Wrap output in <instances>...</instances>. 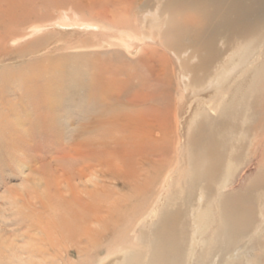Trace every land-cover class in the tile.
Here are the masks:
<instances>
[{
  "label": "bare ground",
  "instance_id": "6f19581e",
  "mask_svg": "<svg viewBox=\"0 0 264 264\" xmlns=\"http://www.w3.org/2000/svg\"><path fill=\"white\" fill-rule=\"evenodd\" d=\"M153 1L145 0L143 8L147 10ZM155 1V11H147L140 18L138 34L142 37H133L135 33L128 31V20H110L122 33L129 32L128 37L121 39L120 47L135 58L121 61L129 56L123 55L120 60L117 54L121 51L117 50L110 51L112 56L106 53L111 57L105 60H109L107 63L105 58L87 60L83 56L75 59L76 68L66 74L84 90L81 96L86 102L78 104V113L93 121L81 128V137L86 136L84 144L92 148L89 144L93 131L104 133L97 146L103 145L104 138V178L113 184L105 183L106 188H114L119 203L123 202L120 197L125 196V191L127 195L131 192L132 200L138 199L137 202L127 207L126 213L122 211V221L121 217L115 219L112 207L107 220L96 214L87 218L84 214H71L73 206L64 196L60 197L61 205L47 199L40 201L39 207L44 211L48 206L50 211H57L56 215L22 225L39 231L43 235L40 242L50 247L62 242L57 238L72 240L82 234L84 242L97 249L96 236H88V231L81 233L82 225L98 223L105 238L111 232L126 234L134 230L138 221L146 219L142 231L135 235L137 249L116 257L112 264H235L264 230L263 218L251 232L256 212L264 215V192H256L264 175V130L255 136L258 129L252 126V121L264 115V74L260 76L264 71L260 60L264 57V0ZM126 3L122 0V5ZM74 26L85 31L97 28L87 24L68 27ZM41 30L35 28L32 32ZM164 52L169 53V58ZM83 61L90 64L80 65L81 71L79 64ZM48 72L51 76L57 74L51 67ZM37 75L44 76L37 70L19 74L17 83L33 84L34 89L39 85ZM62 88L50 79L40 94L30 91L38 99L35 110L43 109L41 118L51 116L44 109L56 106L54 97L66 93ZM123 97L133 98L125 101ZM93 149L96 151V147ZM245 155L249 156L248 162L254 161L255 178L243 192L223 195L247 159ZM85 172H79L80 180L87 176ZM130 177L134 178L131 183ZM72 180L66 178L63 186L67 193L75 195L79 189ZM82 191L90 190L86 187ZM104 194L107 197L109 193ZM27 208L30 207L24 209ZM207 215L209 220L205 222ZM120 224H127L128 228L121 227L118 232ZM205 233L208 236L202 239ZM12 242V260L4 264H25L20 256L25 248L13 249ZM33 242L31 246L35 247L38 241ZM31 250L41 253L38 248ZM120 251L107 250L99 264H106L110 253L121 255Z\"/></svg>",
  "mask_w": 264,
  "mask_h": 264
},
{
  "label": "rangeland",
  "instance_id": "374dc122",
  "mask_svg": "<svg viewBox=\"0 0 264 264\" xmlns=\"http://www.w3.org/2000/svg\"><path fill=\"white\" fill-rule=\"evenodd\" d=\"M126 1V5H124L125 0L122 5V0H0V85H4L0 86V264L12 260L9 254L11 250L9 244L13 239L12 243L15 242L13 249L17 246L24 247L26 250L24 254L20 255L25 264H99L106 257L105 252L107 250L120 248L121 255H119L120 253H110V256L106 258L105 263L112 264L116 257L126 255L128 251L138 247L135 235L142 231L143 226L146 225V219L138 221L134 230L126 231V234L117 233L118 235H113L112 232L105 233V238L103 231L98 227V223L90 224L89 222L86 225L87 228L85 225L79 227L81 233L88 231L90 233L88 236H96L97 249L89 243H85V237L83 238L82 234H77L76 238L72 240L65 236H62L63 239L57 238L59 239L58 242H62L57 243V246L50 247L46 242H40L43 235L39 231L35 229L28 230L26 226L23 227L24 224L34 223L40 218L43 221L49 216L56 215L57 211H50L51 209L48 206L44 211L43 208L39 207V202H46L47 199L49 202H58L60 205L62 204L61 200L67 199L71 201V207L73 206L71 214H84L87 218H92L96 214L107 220L109 217L108 211L112 207L115 212V219L118 220L121 217L122 221L125 219L122 211L126 213L127 207L131 208L132 204L138 200H132V193L130 192L127 195L125 191V196L120 197L123 202L119 203V197L116 198L114 195L113 184L104 178L103 137V145L97 146L100 144L101 135L104 134L102 130L93 131L94 137L91 138V144H89L92 148L84 144L86 143L84 140L86 136L81 137L83 133L81 128L90 125L92 119H86L84 117L86 115L80 116L81 114L78 113V110H81L78 104L86 102L81 96L84 90L74 79L66 76L69 71L72 72L76 68L74 61L83 56H86L87 60L101 57L105 58V61L107 58H111L109 56H112L111 54L117 50V52L121 51L123 53L122 55L121 52L117 54L120 60L123 55L124 57L129 56V58L123 57L124 59L121 61L130 59L131 55L128 54L127 50L125 51L124 47H120L121 39L128 37L129 32L131 34L135 33L133 37L141 36V34H138L142 26L141 20L147 11H155L156 8H153L156 1L154 0L149 6L147 5V10L144 9L146 8L145 0ZM116 2L118 5L121 2V5L118 6ZM141 4L143 5L142 8H140ZM128 6L132 11L129 10ZM128 11L131 12L128 13ZM123 19L129 21L130 30L133 27L132 32L128 30L129 32L126 31V34L123 30L122 33V30L120 31L114 23L110 22V20L120 22ZM80 23L82 25H95L97 28H93V30L90 28V31H85L87 29L82 27H68L71 24L81 25ZM35 28H41L42 30L38 33L32 32ZM157 50L161 52V49L158 48ZM164 53L169 58V53ZM133 58L135 57L133 56ZM133 58L131 56V59ZM260 60L263 63L264 57H261ZM90 63L83 61L79 64V67ZM170 66L169 68H171ZM49 67L53 68L57 74L49 75ZM56 67L60 68L56 69ZM81 67L79 69L82 71ZM32 70L44 74L40 78H38V75L36 76V81L39 82L37 87L33 89L31 87L33 84L17 83V75L30 73ZM263 74L264 71L260 73V76ZM102 76H104V73ZM50 79L53 84L63 86L62 89L66 90V93L54 97L56 106L44 109L51 116L43 119L39 116L42 115L43 109L39 112L35 110L36 105L34 106V104L38 99L32 97L30 91L33 90L35 93L40 94ZM86 82H88V79ZM69 94L73 97L68 96ZM132 98L123 97L125 101L132 100ZM73 99L74 101H72ZM51 109L53 112H51ZM252 126L258 129L255 136L261 135L264 130V115L257 118L256 121H252ZM94 146L96 151L93 149ZM245 157L247 159L244 160L243 165L234 173L231 188H225L224 192H226H222L223 195L243 192L249 182L255 178L257 171L253 164L254 161H250L252 162L251 165L248 162L249 156L245 155ZM80 171L87 174L82 180L78 178ZM68 177L74 178L71 183L77 184L79 190L76 192H82L79 193L80 196L76 192L75 195L70 194V192L67 193L63 185ZM132 179L134 178L130 177L129 183L132 182ZM260 181V188L256 192L263 194L264 175ZM105 183L112 186L106 188L108 184L105 185ZM86 187L90 191L93 190L92 194H89L90 191H82ZM104 193L109 194H106V197L103 196ZM60 197H63V199ZM96 199L98 202L100 201V204L96 202ZM128 200H130L129 204H127ZM27 205L30 208L24 209L28 207ZM112 205L115 207L114 209ZM11 206L14 208H11ZM101 208L102 212H100ZM262 208L261 211L264 214ZM60 209L64 210L62 207ZM117 210L121 212L118 211L117 213ZM193 210H196V206H193ZM124 215L126 216V214ZM204 218L205 222L209 220L208 215ZM263 218L264 215H259L256 212L255 224L251 232L261 225ZM126 227L128 228L127 224L118 225V232L120 228L125 229ZM207 234H203L201 238L206 239ZM21 235H23V238H21ZM35 240L38 241V244L35 243L36 246L32 247L31 245ZM258 240H260V243H258ZM249 246L251 247H248V251L242 253L244 258L240 261H234L235 264H247V262L249 264H264V230L256 235L254 242L250 243ZM31 248H38L41 253L39 255L34 254ZM14 254L17 255L15 252ZM11 264L16 263L12 262Z\"/></svg>",
  "mask_w": 264,
  "mask_h": 264
}]
</instances>
